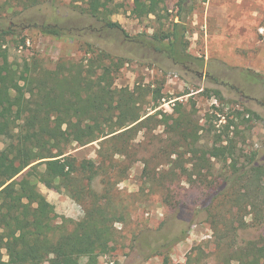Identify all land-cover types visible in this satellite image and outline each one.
Masks as SVG:
<instances>
[{
	"label": "rangeland",
	"instance_id": "374dc122",
	"mask_svg": "<svg viewBox=\"0 0 264 264\" xmlns=\"http://www.w3.org/2000/svg\"><path fill=\"white\" fill-rule=\"evenodd\" d=\"M101 1L112 14L99 8L92 15L95 3L89 0H42L27 10L0 13V30L11 31L0 46L13 70L27 63L51 71L60 62L75 63L91 50H103L113 86L143 90L140 113L147 120L124 155L112 157L91 185L97 195L108 191L114 229L111 241L99 247L97 264H237L246 249L264 246V189L255 209L243 202L233 206L226 195L206 209L208 181L228 175L230 160L212 159L211 172L201 171L207 182L197 174L193 185L186 181L196 173L189 166L192 153L208 149L218 137L235 145L239 167L264 165V0H187L185 9L179 0H160L156 14L140 16L135 9L148 0ZM106 16L122 32L105 30L92 18ZM43 24L55 25L61 36L32 27ZM174 30L179 40L172 51L164 47L167 40L161 45L152 39ZM158 89L162 98L153 100ZM227 118L234 123L229 128ZM176 119L187 135L180 145L189 144V150L173 146L179 140ZM97 149V142L73 144L70 153L78 162L97 163ZM175 149L185 154L178 158ZM175 165L187 172L177 174ZM172 171L176 176L168 177ZM241 187L223 195L237 198ZM37 189L54 208V225L84 217L82 203L64 189L40 183Z\"/></svg>",
	"mask_w": 264,
	"mask_h": 264
},
{
	"label": "trees",
	"instance_id": "16d2710c",
	"mask_svg": "<svg viewBox=\"0 0 264 264\" xmlns=\"http://www.w3.org/2000/svg\"><path fill=\"white\" fill-rule=\"evenodd\" d=\"M41 1L0 0V13L12 7L27 10ZM89 1L96 4L92 15L102 11L112 14L105 2ZM159 2L148 0L135 10L138 16L154 15ZM186 2L179 0L180 9H185ZM92 18L105 30L122 32L119 24L107 16ZM35 26L32 27L43 35L61 36L55 25ZM177 26L179 24L175 23L174 27ZM10 32L0 30V38ZM152 39L161 45L167 40L164 47L172 51L179 37L174 30L172 35H153ZM89 53L87 59L60 62L51 71L26 63L17 72L11 68L5 49L0 46V264H97L99 247L114 236L108 213V191L97 195L91 185L105 172L106 163L112 157L124 155L147 120V117L142 119L140 113L144 93L141 89L114 87L112 73L105 67L107 53L103 50ZM152 92L153 100L162 98L160 89ZM232 120L227 118L224 127L234 125ZM173 124L179 136L173 146L189 150V144L180 145L187 137L182 129L184 123L176 119ZM168 128L173 132L171 126ZM93 142L98 143L97 163L78 162L71 155L73 144L83 147ZM234 150L235 145L230 140L222 144L218 137L208 149L190 151L195 160L191 159L189 166L196 171L189 174L186 182L190 185L196 182L191 178L194 174L201 183L206 181L201 171L211 172L212 159L223 164L230 160L228 175L218 181H208L211 199L206 209L225 195L233 206L243 202L245 208L255 209L261 203L257 200L263 195L264 165L239 167ZM174 154L180 158L185 153L175 149ZM175 168L179 169L177 174L187 172L186 166L175 165ZM167 175L174 177L176 173L172 171ZM39 183L48 188H62L80 201L84 206L82 220H64L61 225H54V208L38 191ZM237 184H241L243 190L238 199L232 192L223 195ZM220 185L225 189L219 190ZM246 250L237 264H264V246ZM81 258L86 261L81 263Z\"/></svg>",
	"mask_w": 264,
	"mask_h": 264
},
{
	"label": "built area",
	"instance_id": "2783aa9c",
	"mask_svg": "<svg viewBox=\"0 0 264 264\" xmlns=\"http://www.w3.org/2000/svg\"><path fill=\"white\" fill-rule=\"evenodd\" d=\"M260 32H261V35H262L263 38H264V29H261Z\"/></svg>",
	"mask_w": 264,
	"mask_h": 264
}]
</instances>
